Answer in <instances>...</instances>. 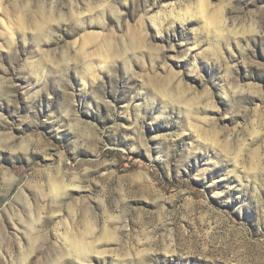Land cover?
Here are the masks:
<instances>
[{
  "label": "rangeland",
  "instance_id": "obj_1",
  "mask_svg": "<svg viewBox=\"0 0 264 264\" xmlns=\"http://www.w3.org/2000/svg\"><path fill=\"white\" fill-rule=\"evenodd\" d=\"M0 264H264V0H0Z\"/></svg>",
  "mask_w": 264,
  "mask_h": 264
},
{
  "label": "bare ground",
  "instance_id": "obj_2",
  "mask_svg": "<svg viewBox=\"0 0 264 264\" xmlns=\"http://www.w3.org/2000/svg\"><path fill=\"white\" fill-rule=\"evenodd\" d=\"M72 247H73V251H74L75 257L78 260L79 259H83V260L86 259L85 257L87 255V253H89V251H90L87 248V246H85L84 244H80V243H74ZM83 260H81V261H83ZM81 261L79 260V262H81Z\"/></svg>",
  "mask_w": 264,
  "mask_h": 264
}]
</instances>
